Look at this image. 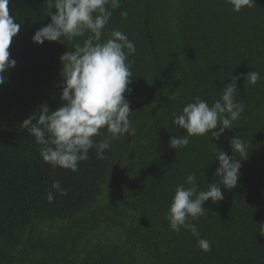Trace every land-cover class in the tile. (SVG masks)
Returning a JSON list of instances; mask_svg holds the SVG:
<instances>
[{
	"label": "trees",
	"instance_id": "16d2710c",
	"mask_svg": "<svg viewBox=\"0 0 264 264\" xmlns=\"http://www.w3.org/2000/svg\"><path fill=\"white\" fill-rule=\"evenodd\" d=\"M8 7L21 28L9 48L16 65L0 86V264H264V0L238 13L228 0L109 6L105 33L118 29L136 48L125 97L136 131L113 140L103 159L91 149L76 172L45 163L22 128L41 105H61L59 58L71 45L33 43L51 22L48 0H10ZM250 71L260 74L255 85L244 79ZM231 74L241 77L236 100L245 105L234 129L170 148L171 136L186 135L172 124L174 114L196 97L211 105ZM234 134L248 145V156L234 154L242 160L237 186L222 187L224 199L205 202L206 214L189 220L211 242L204 252L190 232L171 231L165 214L188 174L195 172L200 190L218 183L213 144L231 156ZM57 180L66 195L51 188ZM56 233L70 246L62 256L58 243L45 242Z\"/></svg>",
	"mask_w": 264,
	"mask_h": 264
},
{
	"label": "clouds",
	"instance_id": "9594fccd",
	"mask_svg": "<svg viewBox=\"0 0 264 264\" xmlns=\"http://www.w3.org/2000/svg\"><path fill=\"white\" fill-rule=\"evenodd\" d=\"M228 2L237 13L254 4V0ZM9 3L10 0H0V86L6 82L5 73L16 65V61L10 59L9 48L21 28L9 13ZM109 6L113 10L119 8L120 0H48L51 22L32 37L37 45L45 41L59 42L72 48L59 58L62 65L61 105L54 111L46 104L41 105L39 115H30L22 124L40 146L42 160L53 167L76 172L80 162L89 159L91 149L95 148L97 157L103 159L113 140L135 134L130 119L133 111L125 97L131 91L129 84L132 82L128 57L134 55L136 48L134 42L118 29L105 33L112 16ZM127 15V11L121 13L123 18ZM105 35L107 38L103 39ZM229 78L231 83L222 88L219 98L211 105L196 97L194 102L183 107L182 113L174 114L172 124L183 129L186 135L171 136L170 148L183 149L189 145L190 138L209 133L211 138L219 140L225 130L234 129V122L240 119L245 105L242 100H236L237 81L241 77L231 74ZM244 79L249 85H255L260 74L250 71ZM97 136L103 138L97 141ZM229 146L231 156L213 144L219 165L214 173L218 183L208 184L206 190H200L195 172L188 174L184 183L175 188L165 214L171 231L177 234L181 229L190 232L204 252L212 250L211 242L201 238L196 224L189 220H198L206 214L205 202L222 201V187L232 190L237 186L242 160L234 158V154L248 156V145L239 134H234ZM51 188L60 195L67 194L58 180ZM47 200H54L52 191L47 193Z\"/></svg>",
	"mask_w": 264,
	"mask_h": 264
},
{
	"label": "rangeland",
	"instance_id": "374dc122",
	"mask_svg": "<svg viewBox=\"0 0 264 264\" xmlns=\"http://www.w3.org/2000/svg\"><path fill=\"white\" fill-rule=\"evenodd\" d=\"M45 242L48 245L53 244V243H58L60 245L59 254L61 256L65 253H68V251L70 250V246L67 242V239L63 237L62 235H60V233L51 235Z\"/></svg>",
	"mask_w": 264,
	"mask_h": 264
}]
</instances>
